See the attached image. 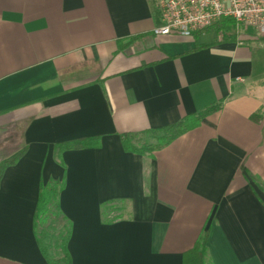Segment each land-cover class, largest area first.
Listing matches in <instances>:
<instances>
[{"label": "crops", "instance_id": "crops-1", "mask_svg": "<svg viewBox=\"0 0 264 264\" xmlns=\"http://www.w3.org/2000/svg\"><path fill=\"white\" fill-rule=\"evenodd\" d=\"M163 24L158 0H0V164L25 150L0 180V264H49L35 213L51 180L73 264H185L208 229L213 264H264V41ZM212 106L167 148L124 150Z\"/></svg>", "mask_w": 264, "mask_h": 264}, {"label": "trees", "instance_id": "trees-1", "mask_svg": "<svg viewBox=\"0 0 264 264\" xmlns=\"http://www.w3.org/2000/svg\"><path fill=\"white\" fill-rule=\"evenodd\" d=\"M215 27V44L218 43H234L238 40V24L233 19L221 20ZM212 27V28H213ZM210 28V29H212ZM208 29V30H210ZM206 30V31H208ZM203 32L201 34H204ZM199 34V35H201ZM134 41V40H133ZM133 41L126 42L127 45ZM121 47V46H120ZM123 47V45H122ZM206 47V46H204ZM219 110V106H212L203 113L190 115L182 119L180 122L169 125L160 130H150L147 134H157V144H137L138 135L124 134L121 136L124 150L129 153H135L138 155H145L147 153H154L161 151L171 145L175 140L182 137L188 132H191L199 128L202 121L210 114ZM101 140L99 138L81 139L73 142H65L56 145V151L60 154L66 151H79L93 148H100ZM25 154V150L12 156L9 159L4 160L0 164V180L3 172L9 166L15 165L21 157ZM65 189V181L51 180L48 184H42L40 188V196L38 207L35 213V232L36 238L41 248V251L49 264H73L72 258L68 251V245L72 237L73 223L64 216L61 211L60 199ZM104 206L105 210H109ZM120 219V218H119ZM103 219L104 224H112L118 221V218L106 220ZM55 222L60 226L61 232L57 236V249L61 248V254L58 259H54L49 252V247L43 244L40 238L39 228L49 222ZM210 236V229L206 230L200 239L195 244L194 249L186 256L185 264H213L209 259L208 240Z\"/></svg>", "mask_w": 264, "mask_h": 264}, {"label": "built area", "instance_id": "built-area-1", "mask_svg": "<svg viewBox=\"0 0 264 264\" xmlns=\"http://www.w3.org/2000/svg\"><path fill=\"white\" fill-rule=\"evenodd\" d=\"M164 24L156 36L192 38L233 19L239 26L254 30L264 38V0H158Z\"/></svg>", "mask_w": 264, "mask_h": 264}, {"label": "rangeland", "instance_id": "rangeland-1", "mask_svg": "<svg viewBox=\"0 0 264 264\" xmlns=\"http://www.w3.org/2000/svg\"><path fill=\"white\" fill-rule=\"evenodd\" d=\"M206 33L210 36H213L215 33V27L212 29L206 31ZM238 35L240 38H250V39H258L259 41H264L259 38V36L256 34L254 30L247 29L244 26L238 25ZM261 45H264V43H261ZM257 51L258 55V63L261 65L264 63V46L259 48ZM157 134H145L140 135L137 137V144L138 145H144V144H157ZM117 206L122 207V203H118ZM119 213L116 212L115 215H118ZM61 229L58 224L55 222H49L43 226H40L39 228V234L40 238L43 241V244L45 246L49 247V252L52 255L54 259H58L60 257V248L57 249V236L60 234Z\"/></svg>", "mask_w": 264, "mask_h": 264}]
</instances>
